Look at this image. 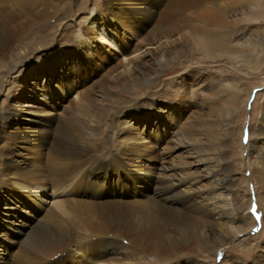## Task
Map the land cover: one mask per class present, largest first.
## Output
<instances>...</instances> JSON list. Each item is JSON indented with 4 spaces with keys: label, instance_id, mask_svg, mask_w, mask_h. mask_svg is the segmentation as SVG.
I'll use <instances>...</instances> for the list:
<instances>
[{
    "label": "bare ground",
    "instance_id": "obj_1",
    "mask_svg": "<svg viewBox=\"0 0 264 264\" xmlns=\"http://www.w3.org/2000/svg\"><path fill=\"white\" fill-rule=\"evenodd\" d=\"M56 1L62 0H0V63L7 65V74L19 73L23 63L22 59L7 58L13 41L33 25L53 18L50 12H58ZM235 1L240 0L91 1L93 8L86 18L87 24L76 27L75 40L70 43L78 47L79 54L88 59L98 56V43L103 40L108 43L105 48L109 57L115 54L110 50L114 41L118 45L125 41L127 45L140 40L139 44L131 50L124 49L120 58L116 57L117 64L108 66L111 68L107 77L112 83L108 89L101 85L98 91L79 92L71 99L69 106L80 116L77 122H70L67 114L55 112L54 116L44 118L41 125L33 121L20 128L23 120L19 114L0 112V204L4 202L7 209L5 220L10 221L11 216L18 214L30 215V210L37 214L29 216L35 225L31 230L27 227L32 224L24 221L20 228L2 234L0 264H157L172 256L190 259L188 255L192 252L202 256L210 251L213 255L217 248L224 250L237 232L250 231L253 220L241 214L243 202L235 196V181L228 179L232 169L226 150L216 148L210 136L205 143L208 150L198 144L182 143L188 150L195 147L194 159L186 166H205L207 189H197L195 178L178 172L181 166L170 168L164 162L159 165L161 173L153 179L147 176L157 166L154 159L164 160L162 151L168 145L165 143L153 157L150 143H142L140 147L142 137L128 136V128L132 127L124 119L125 113H131L136 120L145 111L140 102L147 103L146 100L142 97L134 100L142 87L153 88V77L162 72L169 75L161 70L164 63L159 69L153 68L154 71L141 66L140 55L146 52L143 45L158 47L174 42L177 39L174 33L182 31L190 17L202 16L204 20L223 24L225 4ZM160 6L164 8L157 11ZM168 24L171 26L165 27ZM56 37L53 41L49 37L42 39L39 46L47 52L40 54L55 53ZM197 41L212 49L225 47L204 36ZM73 89H67V93L74 92ZM233 91L231 97L237 101L238 88ZM129 93L134 96L133 101L122 102V96ZM117 107L115 113L123 116L121 122L129 126L122 125L125 130L121 132L107 120L103 131L106 138L98 135L94 131L95 113L101 118L109 113L110 118V112ZM258 122L245 126L247 143H240L243 150L249 147L245 156L256 174L264 170V120ZM122 135L125 140L120 139ZM242 181L246 183L247 178L242 177ZM110 188L120 196H115ZM3 191L8 198H3ZM81 197L93 199L85 201ZM125 197L128 200L122 199ZM48 198L57 200L46 212L43 201ZM34 235L38 238L32 245L23 243L17 248L23 239ZM184 263L203 264L200 258Z\"/></svg>",
    "mask_w": 264,
    "mask_h": 264
},
{
    "label": "rangeland",
    "instance_id": "obj_2",
    "mask_svg": "<svg viewBox=\"0 0 264 264\" xmlns=\"http://www.w3.org/2000/svg\"><path fill=\"white\" fill-rule=\"evenodd\" d=\"M91 1H56L54 6L58 12H50L54 15L53 18L41 22L39 26L33 25L31 30L17 36L13 41L7 58L11 57L14 61L22 59L21 71L7 74V65L0 63V112L19 114L23 123L18 127L21 128L23 124L25 126L27 122L31 124L33 121L41 125L44 118L54 116L55 112L57 115L67 114L70 122L71 120L77 122L80 116L69 106L71 99L77 97L79 92L98 91L101 85L108 89L112 83H109L107 72L117 64L116 57L120 58L124 49L131 50L139 44L140 40H132L127 45L125 41H120L121 45L114 41L110 50L116 55L112 53L113 57H109V51L105 48L108 43L103 40L102 44L98 43L100 53L98 56L88 59L83 56L84 54H79L78 47L70 43L75 40L77 26L87 24L86 18L93 8ZM164 6L158 7L157 11L159 8L162 10ZM225 6L226 12L222 22L224 25L212 23L213 19L204 20L202 16L190 17L186 21L187 26L178 34L174 33L177 36L174 42L165 45L161 43L158 47L156 44L143 45L146 52L140 55L141 66L154 71L164 63L161 70H166L164 73L169 75L165 76L162 72L158 76H152L155 86L151 89L142 87V92L136 98L131 96L132 93L123 95L122 102L133 101V98L139 101L140 97L147 102H140L145 111L138 115V119H133L131 113H125L124 119L132 127L128 128L130 131L127 132L128 136L142 137L139 141L140 147L142 143H150L153 157L159 150L161 151L160 148L165 143L168 145L165 152L162 151L164 154L161 157L164 160L154 159L156 168L150 169L152 174L149 172V176L143 173L145 176L155 179L157 173L162 171L160 170L162 162L170 168L181 166L178 172L195 178L197 189L209 187L208 179L204 178L206 169L202 165L199 168L198 165L186 166L189 160L194 159L192 154L196 149L194 147V150H191L192 148L188 150L182 147V143L198 144L202 149L208 150L209 147L205 143H207L206 137L210 136L211 142L216 143V148L226 150L225 152L228 153V157L227 153L225 155L232 169L228 179L235 181V196L238 197L239 202H243L244 210L241 214H246L253 222L249 224L250 231L237 232L224 245V250L217 248L213 255L210 251L202 253L203 257L197 252H192L188 255L190 259L172 256L162 259L157 264H186L185 260L191 261L195 258L202 259L203 264H264V176H262L264 170L262 173L258 171L257 174L253 173L255 168L249 165L245 156L249 147L243 150L240 146L241 142L245 143V139H248L245 126L250 123L258 124L259 119L264 120L262 113L264 112V0H240L234 3L228 2ZM169 26L171 25L165 27ZM55 35L58 40L55 53L50 56L40 54L47 52L39 46L43 42L42 39L49 37L53 41ZM199 36L207 37L213 44H216L217 40L225 47L212 49L201 45L197 41ZM37 40L41 41L38 43ZM34 54H36L34 59L38 58V64L34 63V59L31 60ZM148 75L150 76L151 73L148 72ZM236 87L239 91L238 99L233 101L231 96ZM67 89L68 91L73 89L74 92L67 93ZM7 90H10L11 94L7 95ZM248 90L249 95H247ZM137 105L139 107V104ZM115 109L110 112V118L109 113L106 114L107 118L96 117L95 113L93 119L98 125L95 124L94 131H98V135L106 138L103 131L107 120H110L113 127L121 132L125 130L121 128L122 125L129 126L121 122L123 116L120 118L121 116L115 113L119 107ZM121 138L125 140L123 135ZM153 143L155 144L152 145ZM202 153L207 154L205 151ZM142 160L147 161V158ZM147 162L149 163V160ZM242 177L247 178L246 183L242 181ZM145 189H148V186H145ZM110 190L115 196H120L117 195L118 191L112 188ZM2 194L4 199L8 198L5 191ZM89 199L93 198L81 197V200ZM122 199L128 200L126 197ZM46 200L43 201V205L47 212L57 198ZM3 203L0 204V242L4 232L20 228L24 221L32 224L29 216L37 215L36 211L30 210V215L18 214L11 216V220L7 221L5 220L7 209H4ZM52 223L57 225L58 222ZM34 226L32 224L27 228L31 230ZM34 236L23 239L17 248L23 243L26 246L32 245L38 238L37 235Z\"/></svg>",
    "mask_w": 264,
    "mask_h": 264
},
{
    "label": "snow or ice",
    "instance_id": "obj_3",
    "mask_svg": "<svg viewBox=\"0 0 264 264\" xmlns=\"http://www.w3.org/2000/svg\"><path fill=\"white\" fill-rule=\"evenodd\" d=\"M245 142H247L246 139H245ZM253 211H255V205H253ZM257 219H259V217H257Z\"/></svg>",
    "mask_w": 264,
    "mask_h": 264
}]
</instances>
